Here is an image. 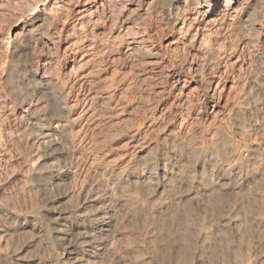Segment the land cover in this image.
I'll return each mask as SVG.
<instances>
[{
	"label": "rangeland",
	"instance_id": "374dc122",
	"mask_svg": "<svg viewBox=\"0 0 264 264\" xmlns=\"http://www.w3.org/2000/svg\"><path fill=\"white\" fill-rule=\"evenodd\" d=\"M70 228L264 264V0H0V264H70Z\"/></svg>",
	"mask_w": 264,
	"mask_h": 264
},
{
	"label": "bare ground",
	"instance_id": "6f19581e",
	"mask_svg": "<svg viewBox=\"0 0 264 264\" xmlns=\"http://www.w3.org/2000/svg\"><path fill=\"white\" fill-rule=\"evenodd\" d=\"M242 109V108H241ZM31 125V124H30ZM209 148V147H208ZM212 148V147H211ZM178 152V151H177ZM209 152H207L206 154H208ZM192 154V153H191ZM176 155V154H175ZM210 155V154H209ZM147 158V157H146ZM185 158V157H184ZM207 158V157H206ZM209 158V157H208ZM164 159V158H163ZM149 160V159H148ZM159 160V159H158ZM180 161V160H179ZM226 161V160H225ZM198 162V161H197ZM212 162V161H211ZM227 163V162H226ZM148 164V162H147ZM211 164V163H210ZM170 165V164H169ZM228 165V163H227ZM187 166V165H186ZM208 168V167H207ZM131 169V168H130ZM211 170V169H210ZM133 171V170H132ZM186 171V170H185ZM190 171V170H189ZM193 171V170H192ZM125 173V172H124ZM136 173V172H135ZM210 173V171H209ZM223 173V172H222ZM228 173V172H227ZM255 173V172H254ZM37 174V173H36ZM175 174V173H174ZM128 175V174H127ZM178 175V174H177ZM186 175V174H185ZM256 175V174H255ZM247 176V174H246ZM120 177V176H119ZM148 177V176H147ZM162 177V176H161ZM187 177V176H186ZM177 178V177H176ZM109 179V178H108ZM121 179V178H120ZM124 179V178H123ZM161 179V178H160ZM207 179V178H206ZM225 179V178H223ZM57 180V179H56ZM116 180V179H115ZM155 180V179H154ZM208 181V180H207ZM53 182V181H52ZM109 182V181H108ZM114 182V181H113ZM226 182V181H225ZM185 184V183H184ZM216 184V182H215ZM214 184V185H215ZM226 184V183H225ZM232 184V183H231ZM99 185V184H98ZM202 187H203V184H201ZM119 186V185H118ZM212 186V185H211ZM231 186V185H230ZM228 186V187H230ZM234 187H236V185H233L232 184V187H230L231 189H235ZM221 189V188H220ZM227 189V188H226ZM115 190V189H114ZM201 191V190H200ZM203 191V190H202ZM253 192V191H252ZM111 193V192H110ZM118 194V192H116ZM202 193V192H201ZM191 194V193H190ZM207 194V193H206ZM106 195V194H105ZM110 195V194H109ZM188 195V194H187ZM182 197V196H181ZM97 199V198H96ZM164 199V198H163ZM194 200V199H193ZM92 201V200H91ZM103 201V200H102ZM198 201V200H197ZM115 202V201H114ZM125 202V201H124ZM92 203V202H91ZM122 203V202H121ZM166 203V202H165ZM206 203V202H205ZM131 204V203H130ZM164 205V204H163ZM215 207V206H214ZM93 208V207H92ZM127 208V207H126ZM157 208V207H156ZM151 210V209H150ZM175 210V209H174ZM106 213V212H105ZM159 213V212H158ZM98 214V213H97ZM163 214V213H162ZM98 216V215H97ZM103 216V215H102ZM161 216V215H160ZM237 217V216H236ZM100 218V217H99ZM159 218V217H158ZM103 232H109L110 228H111V221L109 220H103ZM66 222V221H65ZM90 222V221H89ZM98 222V220L96 219V223ZM95 224V222H94ZM207 224V223H206ZM70 225V224H69ZM95 227V226H94ZM93 227V228H94ZM85 229V228H84ZM76 230V229H75ZM79 230V229H78ZM95 230V229H94ZM100 230V229H99ZM101 230V231H102ZM218 230V229H217ZM66 231V232H65ZM62 234L63 237H61L62 239H70L72 240L74 243L77 242L78 240L81 239V241L78 242V244H80L78 247L79 250H75V254H74V257L72 259V261L70 262V264H89V258L90 257H93L94 258V255H97V257L99 259L102 258V253L103 252H99V253H94L93 252V247L96 246V245H100L101 244V241H100V238H95L91 235L90 231L89 230H83L81 232H78L76 233L75 231H73V229H66ZM215 231V230H214ZM94 233V232H93ZM92 233V234H93ZM99 233V232H98ZM97 233V235H98ZM105 234V233H104ZM159 234V233H158ZM100 235V234H99ZM101 236V235H100ZM110 236V235H109ZM113 238V237H112ZM83 239V240H82ZM217 239V238H216ZM219 239V238H218ZM215 240V239H214ZM223 242V241H222ZM212 244V243H211ZM205 245V244H204ZM159 247V246H158ZM210 247V246H209ZM96 248V247H95ZM99 248V247H98ZM77 249V248H76ZM96 250V249H95ZM103 250V249H102ZM105 251V250H104ZM113 251V250H112ZM97 252V251H96ZM111 252V251H110ZM104 255V254H103ZM115 255V254H114ZM106 256V254H105ZM104 256V258H106ZM109 256V255H107ZM96 257V256H95ZM101 257V258H100ZM98 259V260H99ZM91 260V259H90ZM107 260V259H106ZM96 261V259H95ZM99 262V261H97ZM109 262V261H108ZM100 263V262H99ZM105 263V261H104ZM96 264V262H95Z\"/></svg>",
	"mask_w": 264,
	"mask_h": 264
}]
</instances>
